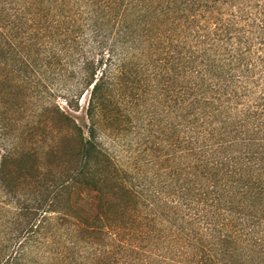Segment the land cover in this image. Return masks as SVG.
Wrapping results in <instances>:
<instances>
[{"label":"trees","instance_id":"1","mask_svg":"<svg viewBox=\"0 0 264 264\" xmlns=\"http://www.w3.org/2000/svg\"><path fill=\"white\" fill-rule=\"evenodd\" d=\"M151 80L149 176L101 135ZM0 264H264V0H0Z\"/></svg>","mask_w":264,"mask_h":264},{"label":"rangeland","instance_id":"2","mask_svg":"<svg viewBox=\"0 0 264 264\" xmlns=\"http://www.w3.org/2000/svg\"><path fill=\"white\" fill-rule=\"evenodd\" d=\"M149 83L150 86L143 84L136 88L129 82V87L119 90V107L116 109L118 116L122 117L120 128L103 130L101 139L120 168L150 176L161 169L166 159L165 147L169 143L166 125L171 122L173 113L167 108L164 96L153 87L154 82ZM85 94L80 96L79 111L74 114L79 120L84 117L88 101ZM57 101L65 107L63 98Z\"/></svg>","mask_w":264,"mask_h":264}]
</instances>
